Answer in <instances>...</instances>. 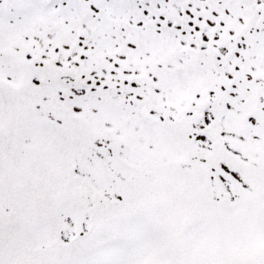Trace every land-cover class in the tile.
Instances as JSON below:
<instances>
[{
	"label": "snow or ice",
	"instance_id": "snow-or-ice-1",
	"mask_svg": "<svg viewBox=\"0 0 264 264\" xmlns=\"http://www.w3.org/2000/svg\"><path fill=\"white\" fill-rule=\"evenodd\" d=\"M0 264H264V0H0Z\"/></svg>",
	"mask_w": 264,
	"mask_h": 264
}]
</instances>
